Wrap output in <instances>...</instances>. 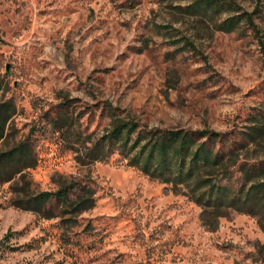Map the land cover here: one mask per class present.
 Instances as JSON below:
<instances>
[{
    "label": "rangeland",
    "instance_id": "rangeland-1",
    "mask_svg": "<svg viewBox=\"0 0 264 264\" xmlns=\"http://www.w3.org/2000/svg\"><path fill=\"white\" fill-rule=\"evenodd\" d=\"M198 1L0 0V99L17 106L0 152L28 139L39 162L0 182V242L12 232L20 247L0 264H264L261 217L200 205L190 188L118 155L78 159L110 129L109 103L143 128L239 142L231 169L264 161V132L241 143L264 126V0H218L193 14ZM230 18L236 29L220 31ZM61 115L82 133L73 147L52 129ZM70 185L93 188L96 207L48 220L14 205Z\"/></svg>",
    "mask_w": 264,
    "mask_h": 264
},
{
    "label": "trees",
    "instance_id": "trees-1",
    "mask_svg": "<svg viewBox=\"0 0 264 264\" xmlns=\"http://www.w3.org/2000/svg\"><path fill=\"white\" fill-rule=\"evenodd\" d=\"M222 4V2H220ZM218 0H200L191 7L192 13L216 11ZM190 9V8H189ZM240 18H230L222 23L220 31L230 33L236 29ZM247 22L254 26L252 16ZM2 88L0 85V92ZM105 108L110 113L111 126L92 146L84 147L83 165L109 161L118 155L127 166L142 174L175 187L186 186L197 195V202L214 211L223 208L259 216L264 219V161L242 163L237 170L227 163L228 151L233 154L239 142L229 140L214 131H191L187 129L143 128L111 104ZM17 114L13 101L0 99V143L11 137V122ZM264 118V115L261 116ZM69 117L61 115L52 123L69 147L72 141L79 143L82 133ZM264 132V126H253L252 133L243 137L241 143L257 140ZM219 144L222 146L219 148ZM34 145L28 139L18 142L0 152V182L11 183L25 178L27 172L38 166ZM223 173L222 175H219ZM64 186L57 191L26 194V198L14 205L22 210L38 214L45 219L59 217V213L77 216L96 207V191L88 185ZM15 234L5 236L0 242V258L6 253L20 249L10 244ZM23 264V263H20ZM30 264V263H26Z\"/></svg>",
    "mask_w": 264,
    "mask_h": 264
}]
</instances>
